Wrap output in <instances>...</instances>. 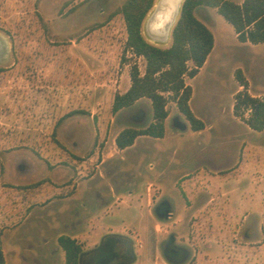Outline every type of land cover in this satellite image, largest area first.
I'll use <instances>...</instances> for the list:
<instances>
[{
    "label": "rangeland",
    "instance_id": "374dc122",
    "mask_svg": "<svg viewBox=\"0 0 264 264\" xmlns=\"http://www.w3.org/2000/svg\"><path fill=\"white\" fill-rule=\"evenodd\" d=\"M124 1L0 0L4 264H64L57 245L62 233L75 236L83 251L107 234L122 235L134 248L128 264H172L165 251L182 264H264V196L253 198L264 187V131L247 128L233 113L237 68L256 84L251 93L264 96V85H257L264 82V44L239 42L216 8L198 7L195 14L212 31L215 48L207 67L185 81L193 88L190 106L206 127L177 128L184 119L169 102L165 136L144 135L123 158L116 134L152 120L148 98L116 114L111 109L115 93L130 84L131 64L145 69L143 57L124 50L123 16H111ZM146 30L150 37L162 35ZM146 30L144 20L146 40L170 46L171 36L154 42ZM157 156L163 176L147 164ZM196 168L207 194L198 205L199 196L189 191L198 189L190 180ZM183 173L191 175L177 181ZM231 176L243 182L238 202L249 208L246 215L228 213L226 196L211 200L220 180ZM111 182L118 199L111 197ZM219 207L223 211L215 213ZM167 209V215L157 213Z\"/></svg>",
    "mask_w": 264,
    "mask_h": 264
},
{
    "label": "trees",
    "instance_id": "16d2710c",
    "mask_svg": "<svg viewBox=\"0 0 264 264\" xmlns=\"http://www.w3.org/2000/svg\"><path fill=\"white\" fill-rule=\"evenodd\" d=\"M155 2L156 0H125L111 13V16H123L127 34L124 50L145 60L143 73L136 62L131 64L130 86L122 93H115L112 113L131 107L142 98H148L152 107V120L147 126H129L118 132L115 144L119 149L133 145L141 135L164 137L169 102L175 103L184 119L177 128L185 129L187 125L194 131L205 128L204 121L191 109L192 86L185 81L186 76L193 78L199 73L215 42L210 28L195 14L198 7L216 8L234 28L239 42H264V0H183L179 17L172 28L170 46H157L146 40L142 33L143 22ZM234 76L243 87L234 96V115L241 118L250 129L263 131L264 96H254L248 92L249 82L241 68L235 70ZM76 112L78 111H74ZM57 243L64 252V264H79L83 245L77 238L61 234ZM165 255L172 264L183 262L172 258L166 251ZM4 263L5 256L0 247V264Z\"/></svg>",
    "mask_w": 264,
    "mask_h": 264
},
{
    "label": "crops",
    "instance_id": "0c3cea01",
    "mask_svg": "<svg viewBox=\"0 0 264 264\" xmlns=\"http://www.w3.org/2000/svg\"><path fill=\"white\" fill-rule=\"evenodd\" d=\"M235 1H237V2H241L242 0H235ZM203 7H205V8H208L207 6H203ZM201 20V19H200ZM201 21H203L204 23H205V21L204 20H201ZM207 25V24H206ZM214 39H215V37H214ZM245 43H248V44H251V43H249V42H245ZM259 44H261V43H259ZM263 44H264V42H263ZM215 48V42H214V46H213V49ZM213 49L211 50V52H210V54L208 55V57H207V59H206V61H205V63L203 64V66L200 68V71L201 70H203L205 67H207V65L209 64V62H210V58H211V53H212V51H213ZM200 71H199V73H200ZM242 71H243V73H244V75L246 76V78H247V80H248V82H249V86H248V92H250V94L251 95H254V94H252L251 93V91L253 90L252 89V85L254 84V85H256L254 82H251V80H250V78H249V75L247 74V71L244 69V68H242ZM198 73V74H199ZM197 74V75H198ZM196 75V76H197ZM195 76V77H196ZM263 77V76H262ZM194 78V77H193ZM261 80H263L264 81V77L263 78H261ZM258 84H260V85H264V82H260V80H259V82L257 83V85ZM130 86V84L129 83H127V84H125V87H124V90H123V92L124 91H126L127 89H128V87ZM243 89V87L242 86H240L239 84H238V87H237V90L236 91H239V90H242ZM122 93V92H121ZM192 94H193V88H192ZM254 96H256V95H254ZM192 97V96H191ZM140 100V99H139ZM192 109V108H191ZM194 112V111H193ZM197 116V115H196ZM169 117V116H168ZM168 117H167V119H168ZM166 122V121H165ZM205 123V122H204ZM246 125V124H245ZM205 127H206V125H205ZM246 127L247 128H249L247 125H246ZM186 128H188V126L186 127ZM205 129V128H204ZM203 130V129H202ZM252 130V129H251ZM201 131V130H200ZM254 131V130H253ZM264 131V130H263ZM263 131H260V132H263ZM254 132H258V131H254ZM166 133V132H165ZM118 134V133H117ZM116 134V135H117ZM144 135H141V136H138L136 139H135V142L133 143V145H131V146H129V147H127V148H125V149H119V155H122L123 156V158H124V156H125V154H126V152H128L130 149H135L138 145H137V142H138V140L141 138V137H143ZM165 136V135H164ZM163 138V137H162ZM178 152V149H174V153L176 154ZM147 164H148V166H149V168L150 169H154V168H160V170H161V176H163V172H165V168H161L160 167V161H159V157L157 156V157H155V158H151V159H148V161H147ZM196 171V175L195 176H193V177H190V175L191 174H189V176H188V173H183V174H180L178 177H177V181H179V180H182L184 177H190V180H192V182H193V184H197V186H198V189L197 190H195V188H194V185L193 186H191L190 187V189H189V191H190V193H191V197L192 198H195V197H197V196H199V200H197L196 201V204L198 205V204H200L201 203V199H202V197L206 194L205 193V191H206V189L204 190V187L202 186V184L204 183V178L202 177V175H200V174H198V170H199V168H196L195 169ZM112 172V171H111ZM110 172V173H111ZM111 175H112V173H111ZM115 175V177L117 176H121V173H115L114 174ZM264 178V177H263ZM189 180V181H190ZM244 181V180H243ZM241 183H243L242 181H241V179H240V177H236V176H231L230 178H227L226 180H220V182H219V188H218V190H217V195H214V196H212L211 197V200H222L223 199V197L224 196H226V197H228L230 200H231V204L230 205H228L226 208H225V210L228 212V213H230L231 215H246V211L249 209H246V207H241L240 205H239V202H238V200H239V197H240V195H241V193H243V189H242V187L240 186V184ZM261 183H263L264 184V179H262V182ZM226 186V187H225ZM108 187H109V191L111 192V197L112 198H114V199H118V197L120 196V192L117 190V188L115 187V184L113 183V182H111V183H109V185H108ZM225 187V188H224ZM228 188L230 189V190H228ZM150 189V186H148L147 187V190H149ZM225 189V190H224ZM136 189L133 187L132 189H129V191H128V193L129 194H132V193H134V191H135ZM200 190V191H199ZM207 195V194H206ZM259 195H263L264 196V187H263V191H259V192H256V194H255V196L253 197V198H257V197H259ZM249 201L250 200H248V203H249ZM251 202H254V200L252 201L251 200ZM252 204V203H251ZM192 207V206H191ZM215 208H217V207H215ZM220 208V207H219ZM254 208L255 207H253V210H254ZM200 209H202L201 208V206L200 207H197V209L196 210H200ZM218 209V208H217ZM169 210V209H168ZM220 210L221 211H223V209L222 208H220L219 210H215V213L216 212H220ZM254 212V211H253ZM252 212L251 211H249L247 214H251ZM165 214H166V212H165ZM63 234V233H62ZM112 234H114V233H112ZM61 235V234H60ZM67 235H69V234H67ZM59 236V235H58ZM71 237H74V238H76L75 236H73V235H70ZM58 238V237H57ZM57 245H58V243H57ZM58 247L60 248V246L58 245ZM212 250V249H211ZM217 250V252L218 253H221L223 250L221 249V247H219V249H216ZM216 252V251H215ZM4 253V252H3Z\"/></svg>",
    "mask_w": 264,
    "mask_h": 264
},
{
    "label": "flooded vegetation",
    "instance_id": "af4514ba",
    "mask_svg": "<svg viewBox=\"0 0 264 264\" xmlns=\"http://www.w3.org/2000/svg\"><path fill=\"white\" fill-rule=\"evenodd\" d=\"M181 1V0H180ZM179 0L177 1V3ZM175 3V2H174ZM172 6V11L169 15L174 14L177 3ZM169 10L171 8L169 7ZM169 19L168 17L165 19ZM159 28H162L163 25L160 23ZM147 28V23L145 24ZM161 30V29H160ZM161 36H151L152 39L166 41L168 40V35L166 29L164 32L161 30ZM167 209L166 215L169 213ZM165 212L158 211L159 215L165 214ZM171 253H176L175 248H169ZM87 255V259L83 256ZM134 259V248L131 245L130 241L118 234H107L103 236L99 244L95 247H92L88 250H84L79 257V264H128Z\"/></svg>",
    "mask_w": 264,
    "mask_h": 264
},
{
    "label": "bare ground",
    "instance_id": "6f19581e",
    "mask_svg": "<svg viewBox=\"0 0 264 264\" xmlns=\"http://www.w3.org/2000/svg\"><path fill=\"white\" fill-rule=\"evenodd\" d=\"M178 0H156V2L154 3V7L152 9V11L150 12V16L152 17L151 19L149 18V20L146 22L147 23V28L150 27L152 28L154 31L156 32H160L161 30L162 32H164L165 27L164 24L162 28H159V22L160 21H165V19L170 16H172L171 14L169 15V13L172 11V6L173 3L176 4ZM180 1V0H179ZM169 7L171 8V10H169ZM149 16V17H150ZM156 21V23H154V21ZM161 29V30H160Z\"/></svg>",
    "mask_w": 264,
    "mask_h": 264
},
{
    "label": "water",
    "instance_id": "95a60500",
    "mask_svg": "<svg viewBox=\"0 0 264 264\" xmlns=\"http://www.w3.org/2000/svg\"><path fill=\"white\" fill-rule=\"evenodd\" d=\"M182 2H183V0H181V1H179L178 3H177V6H176V8H175V11H174V14L172 15V16H170L169 17V19H167V20H165V21H160L159 22V24L160 23H162V24H164V27H165V29H166V32H167V35H168V39L170 38V36H171V32H172V28H173V26L175 25V23L177 22V19H178V17H179V14H180V8H181V5H182ZM155 5V4H154ZM152 11V10H151ZM150 11V12H151ZM150 12L148 13V15H147V17H146V19H145V24H146V22L149 20V18L151 19L152 17V15L150 16L149 14H150ZM150 16V17H149ZM154 21V23H156V21L155 20H153ZM161 25V24H160ZM145 30H146V25H145ZM146 33H147V30H146ZM147 35L149 36V34L147 33ZM150 37V36H149ZM150 39L152 40V41H154V42H165V41H160V40H155V39H152L151 37H150ZM167 41V40H166Z\"/></svg>",
    "mask_w": 264,
    "mask_h": 264
}]
</instances>
